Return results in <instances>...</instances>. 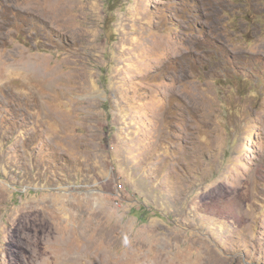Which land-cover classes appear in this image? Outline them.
<instances>
[{
    "label": "rangeland",
    "instance_id": "rangeland-1",
    "mask_svg": "<svg viewBox=\"0 0 264 264\" xmlns=\"http://www.w3.org/2000/svg\"><path fill=\"white\" fill-rule=\"evenodd\" d=\"M0 264H264V0H0Z\"/></svg>",
    "mask_w": 264,
    "mask_h": 264
},
{
    "label": "bare ground",
    "instance_id": "bare-ground-1",
    "mask_svg": "<svg viewBox=\"0 0 264 264\" xmlns=\"http://www.w3.org/2000/svg\"><path fill=\"white\" fill-rule=\"evenodd\" d=\"M21 63H22V62H21ZM68 248H69V247L67 246V250H68Z\"/></svg>",
    "mask_w": 264,
    "mask_h": 264
}]
</instances>
